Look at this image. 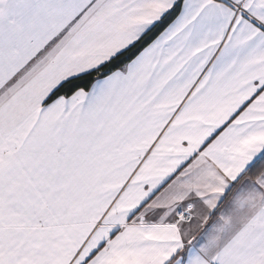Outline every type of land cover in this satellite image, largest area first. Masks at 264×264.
Instances as JSON below:
<instances>
[{
  "label": "snow or ice",
  "instance_id": "1",
  "mask_svg": "<svg viewBox=\"0 0 264 264\" xmlns=\"http://www.w3.org/2000/svg\"><path fill=\"white\" fill-rule=\"evenodd\" d=\"M0 264H264V0H0Z\"/></svg>",
  "mask_w": 264,
  "mask_h": 264
}]
</instances>
